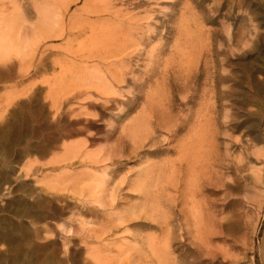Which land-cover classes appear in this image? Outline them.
I'll list each match as a JSON object with an SVG mask.
<instances>
[{"label":"rangeland","instance_id":"obj_1","mask_svg":"<svg viewBox=\"0 0 264 264\" xmlns=\"http://www.w3.org/2000/svg\"><path fill=\"white\" fill-rule=\"evenodd\" d=\"M140 2L128 15L153 14L161 53L118 94L53 90L54 61L84 53V36L0 58V264H264V0ZM150 101L182 127L152 119L143 145L125 139ZM99 150L113 156L94 203Z\"/></svg>","mask_w":264,"mask_h":264},{"label":"bare ground","instance_id":"obj_2","mask_svg":"<svg viewBox=\"0 0 264 264\" xmlns=\"http://www.w3.org/2000/svg\"><path fill=\"white\" fill-rule=\"evenodd\" d=\"M27 1L31 6L27 11L22 8L17 0H9L7 3L1 2L0 58L8 59L13 57L23 61L25 58H31L32 55L34 56L39 44L43 40L62 38L66 44H69L72 42L71 37L75 39L76 37H85L86 44L85 49H83L84 53L73 55L74 57L71 63L66 64L63 60L54 61V64L59 67L58 78L56 76L57 80L53 82L54 91L56 88L63 90L67 86L71 87L75 85L76 87H85V89L94 87L101 91L110 90V92L113 91L111 94H118L119 91L117 90H120L119 85L128 83L129 80L131 82L135 81L131 73L142 58L151 62V65L147 67V73L149 74L152 72L153 60L154 62L159 60L161 51L157 49L155 51L152 47V41L157 35L156 27L158 26L156 23L157 20L153 18L154 16L152 17L153 14L150 13L149 10L144 9L139 17L128 15L130 13L128 12L129 8L136 9L141 7L140 5L143 2H140V0H81L82 6L71 13H69V7L79 0ZM115 2H119L120 5L122 4L125 6L123 8L124 10H122L121 7L118 9ZM123 11H125V14L122 13ZM126 15H128V18H125ZM76 48H78V45ZM68 49L72 50L70 48ZM180 53L182 54V52ZM55 59L57 58L55 57ZM133 85H135V83ZM72 89L67 90L70 91ZM79 90L81 91V89ZM79 90L77 89V91ZM72 91L74 92V90ZM85 91L88 93L89 89ZM85 91H82V94L83 92L87 94ZM64 92L66 91L64 90ZM110 92L106 93L108 94ZM98 96H100V94ZM54 99L56 101L54 104L64 100L62 98V100L58 98ZM110 100L112 99L108 97L106 100L104 99L105 102ZM65 101H69V99L66 98ZM54 106L56 107L58 104ZM156 110L157 109L154 108V104L151 103V101L147 102L142 108V111H140V114L133 118L129 124L124 127L125 129H122L124 138L133 142L141 140L140 143H138L143 145L144 141L148 139V135H152V119H154V122H157L155 124L158 127L163 128L166 126L167 130L172 128L171 131L174 133L180 130V127H182L181 124L183 123L181 120L179 122L175 120L173 126L170 127L168 125L169 121L166 122L167 119L165 120L162 117V121L157 120L159 115L157 113H160L162 110L159 109V112ZM156 114L157 116H155ZM161 115L166 116L164 114ZM168 131L170 132V130ZM83 155L84 157L87 156V154L81 153L82 158ZM111 156H113V154H108L107 152L99 150L93 153L89 158L90 160L87 162L89 165L94 166V168L97 167V170L100 171L97 172L93 170L89 172L88 175L90 178L84 187L86 188L85 191L88 192L86 195H94V203L100 202V199H96V197H100L99 195L106 190L108 182V168H106V165H102L101 167L98 165L105 161H109ZM180 159L183 161L187 159V157L185 158V153Z\"/></svg>","mask_w":264,"mask_h":264}]
</instances>
